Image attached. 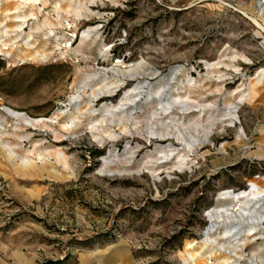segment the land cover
I'll return each mask as SVG.
<instances>
[{
  "label": "rangeland",
  "instance_id": "rangeland-1",
  "mask_svg": "<svg viewBox=\"0 0 264 264\" xmlns=\"http://www.w3.org/2000/svg\"><path fill=\"white\" fill-rule=\"evenodd\" d=\"M235 203L264 264V0H0V264H216Z\"/></svg>",
  "mask_w": 264,
  "mask_h": 264
},
{
  "label": "bare ground",
  "instance_id": "bare-ground-1",
  "mask_svg": "<svg viewBox=\"0 0 264 264\" xmlns=\"http://www.w3.org/2000/svg\"><path fill=\"white\" fill-rule=\"evenodd\" d=\"M42 120V119H41ZM235 196L233 194L227 195L226 198L230 200V202L235 201ZM235 204H230L226 209H223L221 211L216 212V217L219 218L221 221L219 222V230L223 231L225 240L230 243V246L226 247L222 245V248L224 250V259L222 261L217 262L216 264H232L233 260H228V255L232 253L235 255V257L238 256L239 251L242 249L245 242L248 240V237L243 239L244 236L253 235L254 232L247 233L246 235L241 236L243 224L244 221L247 220L250 224L249 231H253L254 229V220H256V217H254V209H250L248 204L244 203L243 206H240L239 208ZM238 208V209H237ZM237 210V214H234V211ZM252 229V230H251ZM242 242L241 245H238L239 242ZM218 244V241L216 238H212V240L209 242L206 239L202 240V246H216ZM206 253L209 256H216L219 251L215 249L214 247L209 248V250H206ZM232 255V256H233ZM239 257V256H238ZM206 258V257H205ZM208 258V257H207ZM206 258V259H207ZM223 258V257H222ZM230 258V257H229ZM209 264H212L211 262H208Z\"/></svg>",
  "mask_w": 264,
  "mask_h": 264
},
{
  "label": "built area",
  "instance_id": "built-area-1",
  "mask_svg": "<svg viewBox=\"0 0 264 264\" xmlns=\"http://www.w3.org/2000/svg\"><path fill=\"white\" fill-rule=\"evenodd\" d=\"M73 25L74 23L69 17H60L59 28L61 30V33L58 35L57 40L59 48L63 54L65 53L66 49L69 47L71 41L74 38L75 32Z\"/></svg>",
  "mask_w": 264,
  "mask_h": 264
},
{
  "label": "trees",
  "instance_id": "trees-1",
  "mask_svg": "<svg viewBox=\"0 0 264 264\" xmlns=\"http://www.w3.org/2000/svg\"><path fill=\"white\" fill-rule=\"evenodd\" d=\"M99 152H100V150H93L92 154L93 153H99Z\"/></svg>",
  "mask_w": 264,
  "mask_h": 264
}]
</instances>
